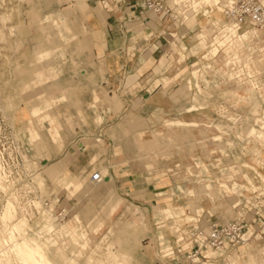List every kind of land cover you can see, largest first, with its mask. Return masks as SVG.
Instances as JSON below:
<instances>
[{
    "label": "rangeland",
    "instance_id": "rangeland-1",
    "mask_svg": "<svg viewBox=\"0 0 264 264\" xmlns=\"http://www.w3.org/2000/svg\"><path fill=\"white\" fill-rule=\"evenodd\" d=\"M63 1L0 0V264H23L17 256L15 244H13L23 236L30 242L40 243L52 260L50 251H54L56 247L61 248L63 255L61 261H56V264H98L99 260L102 263L107 257L110 258L108 260L111 264H120V261L124 264H199L206 260L209 261L208 264H225L226 256L234 250L239 252L240 247L246 245L244 244L245 240L238 244L232 242L225 248L217 249L214 246L211 248L198 245V237L199 231H204L210 226H223L226 222L237 224L240 227V234L247 239V246L252 245L250 251L254 253L255 261L261 263L263 260L261 256L264 258V252L257 250L264 247V194L258 193V189H264L262 181L252 170L244 167L242 172L247 173L256 185V190H245L238 196L230 197V193L226 191L219 194L216 184L225 179L222 174L226 172L240 173L238 164L235 162L237 158L259 167L256 155H253L252 151L257 148L264 156V146L255 142L253 138L248 139V144L242 152L241 147L245 145V140L239 139V136L244 132L242 124L251 127L259 125L264 130V118L261 119V122L252 121L250 112H254L253 101H240L238 105L235 104V99L245 94L240 88L237 92L232 91L237 87L236 83L228 85L225 82L226 76L221 74H217L216 78L222 79L224 82L219 84L218 88L213 87L216 89L199 95V100L204 103L205 107L201 110L202 113L185 110L184 107L190 102V94L174 92L183 86L187 79L190 78L194 82L191 67L196 62L198 63L197 67H202V61L205 59H201V56L207 52V49L201 45L195 49V44L198 42L195 34L200 29L199 24L191 20L189 16L184 18L182 14L174 13L173 9L167 6V0H164V5L168 12L162 19L165 18L169 24L175 21L176 25H181L179 32L175 29H169L167 32L177 33V39L174 41L176 50H173L171 42L167 39V54L172 51L176 52L173 53L168 66H165L167 68L165 76L171 77L175 82L171 83L165 93L161 90L162 85L157 87L155 89L158 91L156 97L150 104L135 103L131 109L143 123L142 126L136 128L162 131L167 128L178 130L180 126H167L165 121L175 117L181 120L199 121L200 125L192 127L194 129L192 132L198 135L197 140L200 141L199 146L204 156H207L206 142L210 141L209 136H212L211 140H214V143H208V147H211L209 149L215 148L212 160L218 158L215 166L206 162L210 174L206 171H202L201 174L194 172L189 175L184 174L190 158V147L189 144L187 145L189 141L177 140L175 142L177 147L170 148L169 152L171 153L167 158L165 157L166 159L159 156L156 165L146 164L147 157L138 156L139 152L146 150L137 146L136 133L132 131L130 122L126 121L128 111L124 109L122 95H119L117 91L110 93L111 95L117 93L118 96L116 94L115 96L121 102L120 108L113 106L116 116L111 117L110 123L116 128L112 137L115 134L113 141L121 143L125 147V151L130 154L129 161L132 163L124 165L122 169L127 171L132 166L134 172L131 174L135 181L124 180L118 183V186H111V189H88L83 184L84 193H80L73 185L63 189L64 183L59 180V176L63 172L55 177L46 173L47 168L53 166L50 165L51 162H42L39 153L43 148L40 147L42 142L40 139L32 142L29 139V134L21 133L18 130L14 118V107L18 103L22 78L26 83L29 82L31 64L39 60L37 56L35 57L36 50L30 51V48L34 45L45 46L49 40L47 31L53 22L47 19L42 20V17L58 16L56 15L58 13H63L64 16H86L87 11L85 12L79 5L63 4ZM228 1L221 0L219 4L221 9L217 10L220 14H223V7ZM212 26L213 28H210L208 32L205 26L204 31L208 34L207 38H211V33L217 28V24L215 27V24L212 23ZM246 41L248 45L252 42L255 46L256 38L251 36ZM256 42L260 44L258 41ZM27 45L29 51H26ZM182 45H185L186 48L182 49ZM209 45L208 39L206 46ZM242 46L243 49L241 46V49L239 48L240 52L237 51L239 46L235 47L236 50H233L231 46V50L213 58L219 62V66H224L225 63L231 64V62L235 65L229 71L231 77L236 78L240 73L241 57L245 51L249 53L247 58L249 55L252 59L257 56L255 54L259 51L257 46L252 48L245 44ZM251 50L257 52L253 54L250 53ZM242 51L244 52L241 55ZM234 52L240 53V55L237 53L236 55ZM228 55H232V57L229 58ZM253 56L255 57L253 58ZM251 58L249 60H252ZM229 59L233 60H230L229 63ZM220 71L223 70L220 68ZM176 74L178 75L176 76ZM262 75L264 80V74ZM205 76L212 87L213 78L208 73ZM201 85L204 87L203 81H201ZM194 91L193 87L192 92L194 93ZM256 95H259V92ZM228 96L234 97L230 100L233 103L225 100L226 97L229 98ZM220 103L226 105L227 109L233 110L231 111L232 116L233 113L238 112L246 115L247 122L244 123L245 120L241 119L236 120L238 116L221 115L225 110L218 111ZM260 103L262 106L264 105L263 101ZM249 107L252 108V111ZM136 109L145 113L141 115ZM144 109H152L151 114L149 115V112ZM207 120L210 121V124L213 122L210 129L207 128V123H204ZM230 126H237L238 130L230 128ZM230 140L233 145H224L223 148L222 143L229 142L231 144ZM194 148L195 151L197 149V156L203 157L200 148ZM224 151L232 158L221 157L223 155L221 153ZM259 169L263 171L264 167ZM79 175L75 174L74 176H78V180L83 182L85 177ZM41 176L43 181L40 183ZM200 178L211 184V192L217 196L214 195L213 199L210 198L211 194L210 196L206 194L201 196L199 205L202 209L201 212H197L195 206L189 205L192 200L181 193L178 185L184 189L194 187L199 191V187L202 186L199 183ZM228 178L226 176V179ZM241 182L242 180L238 181L240 184ZM237 198L240 207L235 205ZM214 202L216 205L220 202H224V204L214 209ZM255 202L259 203L255 204ZM6 204L13 205V219L3 217L4 210L8 206ZM180 207L184 211L180 212L178 221L173 223L171 216L163 209L179 211ZM20 220L26 222L24 221V227L19 232L12 227ZM52 221L55 222L54 227L47 230L46 226H49ZM69 228H73L74 233ZM11 235L18 240L10 241ZM180 236L181 241H179ZM210 249L217 254H209ZM116 250L118 251L114 252ZM109 255L111 256L109 257ZM117 256L124 261L121 259L118 261ZM240 257L241 263L244 264L246 256ZM108 260L105 261V264H109Z\"/></svg>",
    "mask_w": 264,
    "mask_h": 264
},
{
    "label": "crops",
    "instance_id": "crops-1",
    "mask_svg": "<svg viewBox=\"0 0 264 264\" xmlns=\"http://www.w3.org/2000/svg\"><path fill=\"white\" fill-rule=\"evenodd\" d=\"M62 3L79 5L85 12L87 11L86 16H64L63 13H58L56 14L58 16L42 17V20L47 19L53 22L47 31L49 40L45 46L34 45L30 48V51L36 50L35 57L37 56L39 60L31 64L29 82L26 83L22 78L18 103L14 107V118L18 130L21 133L29 134V139L32 142L37 139L42 142L40 147L43 148L39 152L42 162H51L50 165L53 166L47 168L46 173L55 177L63 172L59 176V180L64 183L63 189L73 185L80 193H84L83 184L88 189H111V186H118V183L124 180L135 181L131 174L134 172L132 166L127 171L122 169L124 165L132 163L129 161L130 154L125 151V147L121 143L113 141L115 134L112 137L116 128L110 123L111 117L116 116L113 106L120 108L121 102L115 96V94L118 96L117 93L114 95L110 93L117 91L119 95H122L124 109L130 111L126 114V121L130 122L132 131L136 133L137 146L146 150L139 152L138 155L147 157L146 164L156 165L159 156L167 158L171 153L169 152L170 148L177 147L175 144L177 140L189 141L190 143L187 142V145L189 144L190 147V158L184 174L189 175L193 172L201 174L202 171L210 174L206 162L215 166L218 158L212 160L215 148L209 149L211 147H208V143L214 141L211 140L212 136H209L210 141L206 142L207 156H204L199 146L200 141L197 140L198 135L192 132L194 130L192 127L200 125L199 121L181 120L175 117L167 119L165 122L167 126H180L178 130L167 128L162 131L136 128L142 126L143 123L131 109L135 103L150 104L156 97L158 91L155 89L157 87L162 85L161 90L165 93L171 83L175 82L171 77L165 76L167 70L165 66H168L173 53L176 52L172 51L167 54L168 44L166 42L169 40L173 50H176L174 41L177 39V33L167 32L169 29L179 32L181 25H176L175 21L167 23L165 18L162 19L158 14L147 10L142 0H64ZM166 3L174 13L182 14L184 18L189 16L191 20L199 24L200 29L195 34V38L198 39L195 49L200 45L207 49V52L201 56V59H205L202 61V67H197V62L191 67L194 82L189 78L183 86L174 92L190 94V102L184 107L185 110L202 113L201 110L205 107L204 103L199 100V95L218 88L219 84L224 82L222 79L216 78L217 74H221L226 76L225 82L228 85L236 83L237 87L232 91L237 92L240 88L245 94L235 99V104L238 105L240 101H253L254 112H250L252 121L261 122V119L264 118V105L262 106L260 103V101L264 102L262 75L264 67L253 73L242 63L240 73L235 78L231 77L229 72L235 66L232 62L219 66V62L213 60L216 56H221L225 51L231 50L232 47L234 50L241 44L249 46L244 32L235 26L227 25L223 14L217 12L218 9H221L219 8L221 0H167ZM215 22H218L219 25L211 33V38H207V32ZM205 26L207 32L204 31ZM254 36L256 41L259 39L260 45L264 43L263 34L256 33ZM208 39L210 45L206 46ZM185 48L186 46L182 45V49ZM260 50L264 53L263 44ZM26 51H29L28 45ZM254 52L255 50L250 51V53ZM220 68L223 71H220ZM207 73L213 78L212 87L210 81L206 79ZM201 81L204 82V87L201 85ZM193 87L195 88L194 93L192 92ZM258 92L259 95H256ZM174 93L172 94L174 95ZM139 94L140 97H138ZM228 97L225 100L232 102L230 100L234 97ZM218 109L219 112L224 109L226 112L224 111L221 115L226 117L238 116L235 117L236 120H245L247 117L239 112L233 113L232 116L231 111L233 110L227 109V106L221 103L218 105ZM249 109L252 111L251 107ZM137 111L141 115L145 113L139 109ZM145 111H148L149 113H147L150 115L152 109ZM227 113L228 115H226ZM246 122L247 120L244 121V123ZM204 123H207V128L213 125V122L210 124L209 120ZM241 126L244 128V130L242 129L244 132L239 136V139L245 140V145L241 147L242 152L248 144V139L253 138L255 142L264 146L262 127L259 125L251 127L245 124ZM230 128L237 129V126H230ZM38 134L42 136L39 137ZM224 145L232 146L233 144L222 143L223 148ZM194 147L200 148L203 157L197 156V149L195 151ZM33 150L35 149L33 148ZM252 153L256 155L259 167L249 164L243 159H235L240 173L226 172L222 174L225 179L216 184L219 194L226 191L232 197L242 194L245 190L257 189L247 173L242 172L244 167L252 170L264 186V170L259 169L264 167L263 153L257 148H254ZM221 154H223L221 157L225 159L232 158L226 151ZM92 171L100 172L103 180L99 183L92 181L90 177ZM75 174H80V177L84 176V181L78 180L79 178L74 176ZM226 176L230 179H226ZM200 179L199 183L202 186L199 187V191L194 187L184 189L178 185L181 193L192 200L189 205L195 206L197 212H201L202 209L199 205L201 196L205 194L210 196L211 194V199L214 195L217 196L211 192V184L204 181L203 178ZM239 180H242L241 184L238 183ZM258 193L264 194V189H258ZM158 194L161 195V193ZM258 203L255 202V204ZM223 204L224 202H220L216 205L214 202L213 208ZM235 205L240 207L238 198ZM163 211L167 212L171 216L172 222L175 223L180 217V212H183L184 209L180 207L179 211H171L167 208ZM54 225L55 222L52 221L49 226H46L47 230L53 228ZM66 229L68 230L67 227ZM69 230L74 233L73 228H69ZM209 230L210 227L204 231L209 232ZM181 240L180 236L179 241ZM246 240L245 238L244 244L246 245L240 247L239 252L234 250L226 256L225 264H242L240 259L242 255L246 256L244 264H263L262 256L261 263L255 261L254 253L250 251L252 245L247 246ZM61 252L62 249L58 247L54 251H50L54 261H61L63 255ZM209 254H217V252L211 250ZM208 262L206 260L199 264H208Z\"/></svg>",
    "mask_w": 264,
    "mask_h": 264
},
{
    "label": "built area",
    "instance_id": "built-area-1",
    "mask_svg": "<svg viewBox=\"0 0 264 264\" xmlns=\"http://www.w3.org/2000/svg\"><path fill=\"white\" fill-rule=\"evenodd\" d=\"M142 2L147 10L159 14L160 18L166 16L168 12V9L164 5V0H142ZM227 10V13H229L238 26L249 24L264 31V0H234ZM90 177L95 182H99L102 179L98 171L93 172ZM210 230L209 236L198 237V245H205L211 248L214 246V248L222 249L225 248V245H229L232 242L238 244L240 241L243 242L245 240L244 235L240 234V227L237 224L229 222L223 226H210ZM201 232L199 231V235Z\"/></svg>",
    "mask_w": 264,
    "mask_h": 264
},
{
    "label": "bare ground",
    "instance_id": "bare-ground-1",
    "mask_svg": "<svg viewBox=\"0 0 264 264\" xmlns=\"http://www.w3.org/2000/svg\"><path fill=\"white\" fill-rule=\"evenodd\" d=\"M234 2V0H229L228 2H226V4L224 5V7H223V15H224V20H225V22H226V24L227 25H229L230 27H233V26H235V27H237L238 29H240V30H242L243 32H246L244 35H245V39L246 40H249V37H251V36H253V38H254V35H256V33L257 34H263L264 35V31H262V30H259V28H257L256 26H251V25H249V24H245L246 26H238V24L237 23H235V21H233V19H232V17H230V15H229V13H227V9H228V7H230V5L232 4ZM218 12V11H217ZM219 13V12H218ZM220 14V13H219ZM216 24L217 25H219V23H217V22H215V27H216ZM214 27V28H215ZM211 28H213V26L211 27ZM257 31V32H256ZM243 35V36H244ZM259 36V35H258ZM255 40V39H254ZM259 40V39H258ZM257 40V41H258ZM236 42H237V40H235ZM252 42H250V48H252L254 45H253V43L251 44ZM254 44H255V46H257L258 48H259V51H258V53L257 54H255L257 51H255V53H253V54H255V56H253V58L254 59H252L249 55H248V58H247V54H249V53H247V51H242L241 52V55H242V53L244 52V54H246V55H244L243 54V56L241 57V60H242V63L247 67V68H249L250 69V71H252L253 73H255V72H257L258 71V69L259 68H262V67H264V53L260 50V48H261V45L263 44L264 45V43H262L261 45L260 44H257V42L255 41L254 42ZM243 45V44H242ZM242 45H240L241 46V48L243 49V46ZM240 46L238 47V49L240 48ZM254 46V47H255ZM240 48V49H241ZM237 49V51H241L240 49L238 50ZM236 50V49H235ZM245 50V49H244ZM235 53V52H234ZM237 53V52H236ZM235 53V54H236ZM237 54H239L240 55V53H237ZM236 54V55H237ZM238 55V57H240ZM229 56V55H228ZM227 56V57H228ZM231 57H232V55H230ZM229 56V58H231ZM235 56V55H234ZM252 56V55H251ZM252 59V60H249L250 58ZM235 59V58H234ZM230 60L231 59H229V63H230ZM233 60V59H232ZM231 60V61H232ZM257 67H259L258 69H257ZM254 68H256V69H254ZM25 162V161H24ZM0 164H1V161H0ZM26 164V163H25ZM1 168V167H0ZM2 168H3V166H2ZM3 170H4V168H3ZM2 170V171H3ZM3 173V172H2ZM100 173V172H99ZM100 176L102 177V179L99 181V182H101L102 180H103V176L101 175V173H100ZM42 176H41V178H39V180H40V183H41V181H43L42 180ZM92 180V179H91ZM93 181V180H92ZM95 182V181H94ZM99 182H95V183H99ZM38 183H39V181H38ZM7 202V201H6ZM9 203V202H8ZM10 204V203H9ZM12 204V203H11ZM6 205H8V204H6ZM13 205H8L7 207H6V210H4V215H3V217L4 218H12V215H13V207H12ZM15 210V209H14ZM2 217V218H3ZM13 219V218H12ZM22 219V218H21ZM3 221V220H2ZM25 221V220H24ZM23 220H20L18 223H14L15 225H13V227L12 228H14L15 230H17V231H19L20 232V230L24 227V224H25V222H24ZM229 223V222H228ZM228 223H226V224H228ZM26 226V225H25ZM13 229V230H14ZM210 231L211 230H209V232H206V231H202L201 232V234L199 235V236H202V237H207V236H209V234H210ZM13 232H15V231H13ZM16 235V234H15ZM18 235V234H17ZM24 237V236H23ZM23 237H21V239L20 240H18V239H16V238H14V236H12L11 235V240L10 241H15L16 242V240H18L16 243H14L13 242V244H15L14 246H15V249H16V252H17V256L21 259V261H22V263L23 264H56V261L54 262L52 259H50V257L47 255V253L45 252V250H44V248H43V246L40 244V243H38V242H35V241H33V242H30V241H28L27 239H24ZM18 238V237H17ZM13 246V247H14ZM227 246H229V245H225V247H227ZM3 250V249H2ZM6 250H7V248H6ZM5 249L3 250V251H6ZM2 251V252H3ZM257 251H259V252H264V247L262 248V249H260V250H257ZM109 252V251H108ZM5 254H6V252H4ZM3 253V254H4ZM108 253L106 252V255H107ZM262 254V253H261ZM264 254V253H263ZM111 255H109V257H110ZM264 256V255H263ZM7 258V257H6ZM117 260L118 261H120V259L122 260V258H120L119 259V257L117 256ZM2 259V258H1ZM104 259V258H103ZM102 259V260H103ZM108 259H110V258H108L107 257V259L105 258V261H107ZM19 260V259H18ZM101 260H99V262H100ZM105 261L103 262L102 261V263L100 262H98V264H105ZM109 261V264H111L110 263V260H108ZM122 261H124V260H122ZM6 262V261H5ZM8 262V261H7ZM11 262V261H10ZM124 264L123 262H121L120 261V264ZM9 264V263H8ZM108 264V263H107Z\"/></svg>",
    "mask_w": 264,
    "mask_h": 264
}]
</instances>
